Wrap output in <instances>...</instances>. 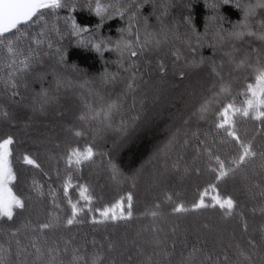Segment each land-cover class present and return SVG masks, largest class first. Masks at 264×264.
I'll list each match as a JSON object with an SVG mask.
<instances>
[{
  "label": "trees",
  "instance_id": "16d2710c",
  "mask_svg": "<svg viewBox=\"0 0 264 264\" xmlns=\"http://www.w3.org/2000/svg\"><path fill=\"white\" fill-rule=\"evenodd\" d=\"M218 2L221 7L214 10L212 5ZM258 3L259 0H229L226 4L223 0H143L139 14L132 22L133 32L139 26L140 39L143 40L146 18L148 31L156 32L163 42L158 50L151 47L146 49L144 56L137 60L146 83L136 93L135 101L131 93L124 98L122 112L114 117L116 123H119L122 118L129 121L127 134L123 138L111 129L102 131L94 137L92 129L95 126L84 124L78 118L85 101L93 100L95 92L115 97L121 91L122 82L113 86L103 83L100 79L101 76L111 77L113 73L120 71L117 63L118 54L112 50H102L97 53L77 43L78 38L67 35L68 28L65 25L69 22L65 19L68 13L64 8L55 12L43 10L46 27L51 28L52 31L50 35L43 37L45 43L39 47L35 44V40L31 39V35L38 33L40 27L45 26L44 23L37 24L34 21L32 26L21 28L20 46L25 51L31 47L41 55L38 57V62L33 63L32 70L27 75V88L21 84L18 89L24 97V106L18 107L13 104L9 100L10 94L4 90L3 83L0 82V110L11 111L15 117L14 120L0 119V138L9 133L14 134L16 142L13 145V167L19 173L18 182H13L14 191L28 199L29 207L25 210L17 209L15 218L11 221L0 220V243L7 246L10 229L21 227L18 239L28 244L29 237L36 233L30 228L25 231L22 226L29 221L46 222V216H55L60 223L46 231L44 235L49 244H58L60 247L57 264H70L73 259V247L79 248V255H86L94 250L93 241L97 246L101 244L106 246L109 240L116 247L107 256L105 264H110L111 261H115V264H126L127 255L131 253L124 252V249L131 248L133 239L144 244V238L148 235L144 228L151 223L152 218L142 213L155 210L152 206L158 198L163 199L162 189L170 190L174 201L190 204L197 197L198 191L212 181V171L207 167L206 158H200L195 164L192 163L191 146L185 152H181V163L187 161L190 168L199 167L201 169L199 174L173 172L171 165L177 158L176 152L165 157L157 150L168 142L177 128L187 127L199 128L201 132H207L210 141L215 134L217 146L221 147L222 151L228 148V145L219 143L222 133L216 134L212 113L225 103H234L237 107H241L245 99L243 92L246 84L254 81L255 73L249 66L250 62L236 67L226 53L235 48L236 60L243 59L246 53H251L252 59L255 60L257 56L253 50L264 49V43L248 34L247 31L241 39L233 41L220 29L221 27L231 29L233 24L243 19L244 5ZM237 5L240 7L238 8ZM255 12L256 27H253L252 31H256L259 21L264 19V9L257 7ZM215 15L222 18L219 23L212 19ZM187 16L191 17L197 31L201 34L199 44L197 36L184 22V17ZM74 18L81 24L98 22L93 13L83 8H77L74 11ZM128 24L127 16L124 19L112 18L102 26L101 34L115 40L120 36V30ZM57 29L60 35H57ZM24 32H28L29 37H23ZM41 38V36L36 37V39ZM125 38L135 39V36L128 37L125 34ZM49 39L52 42L51 50L47 43ZM213 45L216 47L214 56ZM57 47L66 52V63H58ZM174 52L176 55H173ZM202 56L215 60L222 80L211 72L212 65L208 60L203 64L198 63ZM4 57L5 50L3 46H0V58ZM161 57L168 69L167 74L163 76L159 74L156 67V61ZM142 60H149L151 64H143ZM193 62H197L194 67L190 66ZM181 69L186 72L183 79L178 77V71ZM7 71L3 65H0V74L6 75ZM58 78L71 80L73 86L65 88L61 85L57 91ZM222 82L225 85V91L220 90ZM41 87L51 89L57 100L46 115H33L26 105L35 90ZM214 93H216L215 96ZM207 98H211L209 105L211 111L206 119L199 120L191 116L193 106ZM20 99L21 97H16V100ZM134 115H138L139 119L133 125L131 117ZM29 117L31 122L29 126H26L25 120ZM234 119L238 120L241 135L253 138L258 150L264 148V132L260 131L262 125L259 120L240 117H234ZM183 120H189V125L183 124ZM76 128L87 134L76 136ZM41 134L50 135V139L46 143H41L37 139ZM86 142L96 145L97 154L94 161L83 164L81 169L75 171V175L81 183L91 185L90 194L94 196L91 207H101L131 188L135 198V216L130 222L93 223L91 213L86 214L80 211L77 212L72 225L63 223L71 213V207L63 198L62 180L58 178L57 170H59V176L63 177L66 165L61 157L69 144L83 147ZM25 150L30 151L34 158L38 159L42 169L23 163L21 157ZM101 151L111 155L112 161L125 178L137 173V170H140V178L135 181L126 179L124 182L111 179L108 157L101 156L99 154ZM165 165L168 166V172H164ZM154 172L163 173L162 183L158 180L156 184H153ZM262 180H264V173H261L258 168L255 170L249 168L247 178L243 173H237L235 177H230L219 184L222 195L230 194L237 201V211L242 210L249 221V234L257 239V248L249 249L252 264L264 262V247L259 244V226L264 222V217L259 211L261 198L259 189L251 187L253 181L259 184ZM34 182L41 186L45 193L44 197L35 195ZM75 183L76 181L73 180L69 195L80 207L84 201L79 196ZM133 184H135L134 188H132ZM49 186L57 189L58 207L53 206L52 197L48 195ZM212 194L215 192L212 191ZM170 206L165 202L162 210L168 213ZM237 220L236 216L231 218L223 216L222 210L216 208L198 212L189 211L181 215L169 214L164 217L159 226L164 229V233L168 234L169 246H171V230L175 227L177 235L187 239V248H191L195 243L197 248H204V254L220 253L221 259H223V251H227L230 259L235 261L237 259L236 242L239 241L243 247H248L246 244L248 234L240 232ZM138 232L141 234L140 237L136 236ZM197 237H199L198 242ZM65 241L71 242L68 245V251H64ZM182 256H187V250L177 243L172 264H179ZM7 259L9 264H33L34 257L29 254L27 257L17 258L13 254ZM199 260L198 256L197 264Z\"/></svg>",
  "mask_w": 264,
  "mask_h": 264
},
{
  "label": "snow or ice",
  "instance_id": "6c2138e0",
  "mask_svg": "<svg viewBox=\"0 0 264 264\" xmlns=\"http://www.w3.org/2000/svg\"><path fill=\"white\" fill-rule=\"evenodd\" d=\"M229 0H223V3H228ZM143 0H0V46L5 50V57L0 58V65L6 68L7 74H0V82L3 83L4 90L8 92L9 100L18 107L24 106V97L18 90L21 84L27 88V75L32 70L33 63L38 62V57L41 55L38 51L28 48L27 51L20 46L19 40L21 37V28H26L33 25L36 21L37 24L41 22L45 26L40 27V31L31 35V39L35 40L37 47L45 43L46 37L50 35L52 29L46 27L47 22L44 20L43 10L57 11L60 8L67 10L66 21L69 24L65 26L68 28L67 35L78 38L77 43L90 48L97 53L102 50H112L118 54L119 72L113 73L111 77L101 76L100 79L105 84L116 85L122 82L121 91L113 97L112 95H105L101 92H95V98L91 101L86 100L84 107L79 112V120L88 125H94L92 134H99L102 131L113 130L120 138H123L128 131L129 121L121 119L119 123L114 121V117L121 113L123 110L124 98L129 93L132 98L136 100V93L139 92L144 83V74L141 71L140 64L137 63L138 58L144 56L145 50L149 47L159 49L162 45V39L158 38L156 32H149L147 20L145 18L143 40L140 39L139 26L133 32L132 22L137 18L142 7ZM213 9H218L221 4L215 3L212 5ZM239 8L240 6L237 5ZM260 7L264 9V0H259L257 5L248 4L243 6V19H240L237 24H233L231 29H223L220 31L226 33L227 37L233 41L241 39L245 31L248 34L257 37L264 43V19L259 21L256 31H252L256 27L255 9ZM77 8H83L93 13L98 22L95 24L79 23L74 18V11ZM166 9V6H165ZM127 16L129 20L128 26L120 30V36L115 40L105 37L101 34L102 26L106 21L119 17L124 19ZM212 19L218 23L222 19L220 16L215 15ZM184 22L189 29L197 36V43H200V33L197 31L194 21L190 16L184 17ZM57 35H60L59 29L56 30ZM135 36V39L125 38ZM28 32L23 33V37H29ZM41 36V39H36ZM15 40V44H14ZM48 47L51 50L52 42L47 40ZM195 51V49H193ZM216 47L213 45V56L215 55ZM257 58L252 59L251 53H246L243 59L236 60L234 57L235 48L229 50L226 55L229 60L240 67L246 62H250L249 66L255 73L254 81L246 84L243 95L245 99L241 107H237L234 103H225L218 110L213 111V125L216 134H221L220 145H228L225 151L217 146L215 134L212 140H209L207 132H201L199 128L187 127L177 128L169 137L168 142L157 151L165 157L171 156L176 152V160L171 165L173 172H182L190 174L192 172L199 174L201 169L199 167H189L187 161L181 163V152H185L190 146L192 150V163L195 164L196 160L206 158L207 167L212 171V181L208 182L201 190L198 191L197 197L190 203L185 204L183 201L176 202L173 200V194L168 189H162L163 199H157L153 204L152 211L142 213V215L150 216L151 223L145 226L144 231L148 235L144 238V244L138 243L136 239L131 242V248H125L124 252H130L127 255L126 264H172V256L175 251L177 243H180L186 250L187 256H182L179 264H197V257H200L199 264H252V255L249 249L257 248V239L249 234V221L245 213L237 211V201L232 195H222L220 192L219 184L226 181L230 177H235L237 173H243L247 178L248 169H259L264 173V148L257 149L253 138L241 135L238 127V120L234 117L252 118L259 120L264 132V49H254ZM56 55L58 56V63H66V52L57 47ZM173 55H176L174 52ZM208 60L212 67L211 72L221 77L217 71L215 60L210 58L201 57L199 64H203ZM143 64H151L149 60H142ZM197 62H193L190 66H196ZM157 71L160 75H166L168 69L165 67L164 59L161 57L156 61ZM186 72L181 69L178 71L180 79L185 78ZM223 78L221 77V80ZM63 85L65 88L73 86L71 80L57 79V91ZM220 90L225 91V85L222 82ZM214 96L216 93L213 94ZM21 97L16 100V97ZM57 97L53 94L51 89L39 88L32 94L29 103L26 105L28 110L33 114L46 115L49 108L56 102ZM143 103V99L140 101ZM211 98L198 102L193 106L191 116L197 117L199 120H205L209 111ZM134 106V105H133ZM0 119L14 120L11 111L0 110ZM139 119L138 115L131 117V123L134 125ZM31 118L25 120V125L29 126ZM183 124L189 125V120H183ZM87 133L82 132L79 128L75 129L76 136H84ZM41 143H46L50 139V135H43L37 137ZM195 141V143H193ZM14 134H6L0 138V220L11 221L15 218L16 210H25L29 207L28 199L21 194L14 191V181L19 180L18 171L13 167V145L15 144ZM96 145L93 143H85L83 147L74 146L69 144L63 153V159L66 170L63 177L58 178L62 180L63 198L67 200L68 205L71 207V213L63 221L67 225L74 223V218L77 212L84 211L86 214L91 213V220L93 223L100 222H130L134 216L135 198L134 192L131 188L118 195L113 201L103 204L101 207H91V202L94 196L90 194L91 185L88 183H81L79 178L75 175V171L81 169L83 164L94 161L96 156ZM101 156L108 157V164L111 169L110 178L114 181L124 182L126 179L133 181L140 178L139 171L133 173L132 176L125 178L122 171L112 161L109 153L100 152ZM22 161L24 164L33 166L36 169H42V164L34 158L33 154L25 150L22 153ZM257 161H259L257 163ZM168 166L165 165L164 172H168ZM47 175V173H44ZM164 175L161 172H154L152 176L153 184L159 180L163 182ZM73 180L76 181L75 187L79 192V196L83 199L84 204L78 207L69 195V190L73 186ZM135 184L132 185V188ZM252 188L259 189V196L261 198L259 204V211L261 216L264 217V180L259 184L253 181ZM215 194H212V191ZM33 192L37 197H44L45 193L42 191L41 186L34 182ZM48 195L52 197V204L58 207L57 203V189L49 186ZM167 202L171 206L168 213L162 210V205ZM222 210V215L226 217L236 216L239 230L242 234L246 235L247 248L237 241L235 244L236 256L235 261L231 260L227 251H223V259L220 253H213L212 255L204 254V248H197L195 243L191 248H187V239L184 236L177 235V229L173 227L171 230V246H169V236L164 233V229L159 225L163 222L166 215H181L189 211L198 212L207 209ZM255 212L256 209L254 208ZM99 214V215H97ZM60 223L59 219L55 216H46V222L32 223L29 221L23 225L25 231L29 228L34 230L36 234L29 237L28 244H24L21 239H18L21 232V227H14L10 229L8 236L9 240L7 246L0 243V264H9L8 257L13 254L19 258L21 256L27 257L31 254L34 257L33 264H57V256L60 253L58 244H49L44 233L56 227ZM207 227V225H204ZM140 233L136 234L140 237ZM107 239V237H105ZM199 237H197V242ZM64 251H68L70 241H65ZM259 244L264 247V222L259 226ZM13 245L15 251L13 252ZM93 251L90 254L79 255V248H72L73 259L70 264H105L107 256L115 250V244L108 241L106 246L101 244L96 245L92 242ZM123 256V253L121 254ZM135 257V261H134ZM110 264H115L111 261ZM264 264V262H262Z\"/></svg>",
  "mask_w": 264,
  "mask_h": 264
}]
</instances>
